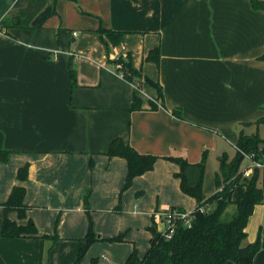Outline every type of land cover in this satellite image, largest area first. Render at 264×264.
<instances>
[{"label": "crops", "instance_id": "crops-1", "mask_svg": "<svg viewBox=\"0 0 264 264\" xmlns=\"http://www.w3.org/2000/svg\"><path fill=\"white\" fill-rule=\"evenodd\" d=\"M28 1L0 0V23ZM55 8L52 13L48 1L30 22L33 28L0 30V149L12 152L8 162H0V264H72L83 244L64 234L55 242L3 237L1 204L17 184L26 187L28 217H10L21 224L32 218L40 235H51L58 216L60 230L85 228L83 195L91 187L96 229L103 235L92 249L120 248L127 260L135 244L110 243L101 230L113 225L127 175L126 159L105 153L111 141L122 137L141 152L192 158L216 148L238 122L263 116L264 10H255L250 0H58ZM101 25L129 31L122 44L110 46V55L97 32ZM156 46L159 67L145 60ZM128 53L137 69L161 84L165 107L151 110L156 88L117 71L112 60ZM135 92L143 109L133 111ZM175 107L185 120L173 115ZM26 163L29 177L21 182L18 169ZM179 170L159 159L134 180H180ZM196 206L197 201L192 210ZM261 229L254 264H264V203L249 218L247 240L256 241ZM66 242L74 245L71 254L55 259ZM119 256L105 260L122 263Z\"/></svg>", "mask_w": 264, "mask_h": 264}, {"label": "trees", "instance_id": "trees-1", "mask_svg": "<svg viewBox=\"0 0 264 264\" xmlns=\"http://www.w3.org/2000/svg\"><path fill=\"white\" fill-rule=\"evenodd\" d=\"M48 1L53 2L52 13H56L55 6L58 0H29L24 9L19 10L11 18H4L1 21L0 30L6 32V28L10 26L33 28L30 22ZM250 2L255 10H264L263 0H250ZM97 32L107 45L108 55H110V46L117 47L122 44L129 33L126 30H115L104 25H101ZM160 57V46H156L148 52L145 60L152 61L159 67ZM260 58L264 61V54ZM112 61L117 71L122 73L128 81L135 84H140L141 81L147 82L156 88L155 99L160 104L151 100V110H157L160 105L166 106L161 84L134 66L131 53L127 54V58L120 56ZM72 79L75 84L74 71ZM141 109H143L142 98L135 92L132 110ZM172 113L178 119L185 120L181 107L173 108ZM11 153L8 149H0V162H8ZM105 153L109 157H122L127 161V175L122 192L132 185L137 176L153 170L159 159H166L179 165L180 170L176 176L180 178V187L183 192L197 201L196 208L187 218L178 216L174 219V231L170 237L159 230L155 222L149 226L151 238L148 250L144 256L140 257L137 248H134L126 260L127 264H227L230 260L238 264H254L255 256L262 249V229L256 241L251 242L247 240L246 227L255 206L264 203V115L255 121L240 124L233 157L226 152L218 156V169L214 173L216 191L210 195L204 192L206 151L200 161L193 163L184 153L175 151L169 155H158L141 152L122 137H116ZM246 160L260 162L263 166L255 167L250 177L245 176L241 167ZM93 165L92 160L90 166L93 167ZM192 170L195 171L194 182H191L188 176ZM28 177L29 163H26L18 169V178L24 182ZM26 192L23 184H17L12 188L8 199L1 204L3 237L48 238L55 242L58 235H40L32 218H29L26 224H21L10 217L12 212H16L19 219L28 217L29 206L25 202ZM91 195L92 188L87 187L83 195V208L89 218V230L83 239L84 245L79 248L72 264H82L91 244L101 239L93 229ZM232 205H235V211L229 217L228 209ZM117 209H120V204ZM170 211L186 212L182 207H173ZM187 219L190 221L189 224L186 222ZM109 240L123 241L125 238L121 234Z\"/></svg>", "mask_w": 264, "mask_h": 264}, {"label": "rangeland", "instance_id": "rangeland-1", "mask_svg": "<svg viewBox=\"0 0 264 264\" xmlns=\"http://www.w3.org/2000/svg\"><path fill=\"white\" fill-rule=\"evenodd\" d=\"M262 109L264 108L262 107ZM257 119L258 118H256L255 120ZM240 124L241 123L238 122L235 125L233 134H230V136L225 140L222 139L226 141L225 142L226 145H224V143H222L223 141L219 138L217 142V146L214 149L207 147L201 150V152H197L196 154H193L194 156L192 158H190L186 154L189 160L195 163L202 159L203 153L205 151L207 152L205 183H204L205 194L210 195L216 191L214 173L215 170L218 169L217 167L218 156H220L223 152L228 153L230 157L234 156L235 150L233 146L236 144L238 140ZM249 130L251 131L252 128ZM250 165L251 162L246 160L241 168L243 169V171H246L249 169ZM194 172L192 170L188 174L191 182L195 181ZM249 172L250 174L248 175L246 174L245 176L250 177L254 173V171H249ZM123 186L119 190L117 203L115 207L116 208L115 213H113L114 215L110 220L113 225L103 226L101 230L104 235H109L107 240L110 243H115V244L134 243L138 250V254L141 257L144 256L149 246V239H150L149 226H151L155 222L159 228L162 227V229L165 230L167 228L165 215L166 213L170 212V210L173 207H182L186 211H192V206L196 205V199L193 198L191 195L183 192V190L181 189L180 180H133L132 185L128 189L122 192ZM119 204H120V209H117V206ZM234 211H235V205L230 206L228 209L229 217L234 213ZM93 213L94 212L92 209L93 229L99 237H103V235L96 229L95 218ZM59 220L60 218L58 216L55 226L50 230V234L51 235L57 234L58 237L61 234L76 236L75 239L82 240L83 241L82 245H84L83 239L86 237L89 230L88 215H87V226H85V228H83L82 230H67L65 228H62V230H60L57 228ZM121 234L124 236L126 240L123 241L109 240V238ZM71 242H76V241H71ZM97 242H99V240L91 244V246L87 250L82 260V264H85L86 258L88 259V264H117L101 258V256L103 255H105L109 259L120 255L119 258H120V262L122 260V263H118V264H126V258L125 259L122 258L121 256L122 251L120 248L113 251V253L110 250H102L101 252L97 253V250L92 249L94 244ZM73 249H74L73 243L66 242L62 248L58 249L55 252L54 254L55 259L68 257Z\"/></svg>", "mask_w": 264, "mask_h": 264}, {"label": "built area", "instance_id": "built-area-1", "mask_svg": "<svg viewBox=\"0 0 264 264\" xmlns=\"http://www.w3.org/2000/svg\"><path fill=\"white\" fill-rule=\"evenodd\" d=\"M262 167L263 164L260 162H256V161H251V165L249 166V169L244 171L245 175L250 174L249 171H254L255 167ZM191 213V211H186L185 213H179L178 211H170L168 213H166L165 215V220H166V224H167V228L165 230H162L168 237H170L172 235V232L174 231V219L178 216H182V218H187L189 216V214ZM187 224L190 223L189 219H187ZM103 258L105 259L106 256L103 255Z\"/></svg>", "mask_w": 264, "mask_h": 264}]
</instances>
